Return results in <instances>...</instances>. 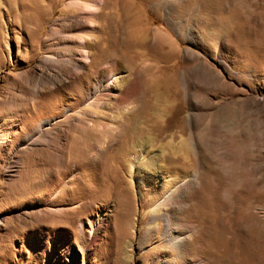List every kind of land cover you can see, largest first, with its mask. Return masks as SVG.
Here are the masks:
<instances>
[{
	"label": "rangeland",
	"instance_id": "1",
	"mask_svg": "<svg viewBox=\"0 0 264 264\" xmlns=\"http://www.w3.org/2000/svg\"><path fill=\"white\" fill-rule=\"evenodd\" d=\"M70 1L42 0L24 25L27 10L0 0V264H264V0L222 12L209 0H150L145 15L173 59L141 57L124 94L130 72L120 69L91 109L79 91L108 65L83 66L69 37L82 11ZM241 24L258 32L257 51L235 40ZM55 87L65 95L44 105ZM145 106L157 116L147 124L180 127L160 136L139 118L136 137L159 155L146 162L157 174L125 171L121 183L105 157L121 122ZM173 161L187 184L165 171Z\"/></svg>",
	"mask_w": 264,
	"mask_h": 264
},
{
	"label": "bare ground",
	"instance_id": "2",
	"mask_svg": "<svg viewBox=\"0 0 264 264\" xmlns=\"http://www.w3.org/2000/svg\"><path fill=\"white\" fill-rule=\"evenodd\" d=\"M11 1H18L20 4L19 7L27 10V12L23 15L24 25L33 23L34 16L41 13V10L43 9L42 0ZM48 1L52 3L54 0ZM149 1L150 0H72L68 4V6L72 8L73 12H76L78 8L82 11L81 14H78L79 18L81 17V19H78L77 21L75 20L76 25H74L77 27L74 30H69V37L73 38L79 43L77 49L79 55H81V57L84 59L82 63L83 66H101L105 63L108 65V69L103 68L101 70L102 76L98 80L95 87L91 84L88 86L87 84L86 87L89 89L86 93L80 89L79 92L82 97L81 99L86 103V108L90 107L91 109L95 107V98L97 95L100 94L102 89L108 84L106 83L107 81L117 78L115 74L122 68H126L130 72L129 75L124 76L121 79L122 89L120 91L122 94L126 93L130 85L134 81H138V79H140L137 64L141 57L150 55L159 59L162 58V60H166V62L173 59L171 46L168 44L167 40L169 39L168 36L166 33L160 32L158 29L153 28L152 23H155V21L151 20L149 13L145 15L144 6ZM233 1L234 0H209L208 3H210V9L213 8L214 11L216 10V12H222L225 10V8H227V6L232 4ZM232 11H237L236 7H233ZM73 18L74 16H72L71 19ZM155 19L156 21L159 20L157 17H155ZM89 22L92 24L91 29L89 32H86L85 30L88 28ZM56 31L59 32L60 30L58 29ZM257 34V31L247 30L245 29V26L243 27V24H241L238 28L235 40L239 46L243 48L252 47L257 51L259 45L254 41V36ZM164 49H168L166 53L161 51ZM68 71L70 73L72 72L70 70ZM54 81L59 87L63 86L64 83L66 85L73 84L72 81L67 82L65 80H61L59 77H55ZM166 83L168 88L175 86L173 76H169ZM62 89L63 88L55 87L50 91H46L44 93V105H49L51 103L49 99L55 94L65 95V91ZM67 91H69L71 96L75 95L73 94L75 90L72 91L69 89ZM103 91L105 90L103 89ZM105 94L106 96L109 95L108 92ZM150 110L151 107L149 106L141 107V109L136 111L134 114H131L130 118L121 122L122 130L119 138L117 139V150L113 152V154L109 153L105 157V163L110 165L112 172L116 173L118 179L123 177V175L121 176L120 173L125 171L129 172L132 179L137 176L138 178H147V180H151L154 178V174H157V172L152 167H149L146 162L149 160L150 162L155 163L159 155L155 151H151L150 149L146 148L145 145L142 147V144L139 143L140 141L138 137H136L135 130H137V127H139L138 125L140 122L136 125L135 122L138 121L139 118L145 119L146 126L141 127V129L151 131V133H154L153 131L156 130L160 136L170 134V132H174L177 127H180L178 123H172V125L166 126L164 128L154 127L153 124H147L152 123L151 120H154L157 117L156 113L153 110H151L150 113ZM88 112L90 111L86 109H83L82 111L83 115H86ZM113 162L115 163L113 164ZM175 162L176 161H173L171 163L172 166L170 167V170L165 171L172 174V179L178 178L177 180L180 181V184L178 185L182 186L183 184H187L189 181V178H187L188 176L177 175L179 166H176ZM100 169L102 168L100 167ZM102 171H104V174H108L106 169ZM158 171L160 172V170ZM123 178L120 179L121 183L124 182V180H122ZM140 186H142V182L140 183ZM168 186L175 187L176 184L170 181L166 183V187ZM142 187H144V185ZM175 192L176 190L171 189L169 191V195H162L160 198H162L164 201L170 200V197H173ZM153 201L155 204H160L159 202L157 203L155 199ZM168 218L170 217L168 216ZM167 223V226H169V222Z\"/></svg>",
	"mask_w": 264,
	"mask_h": 264
}]
</instances>
